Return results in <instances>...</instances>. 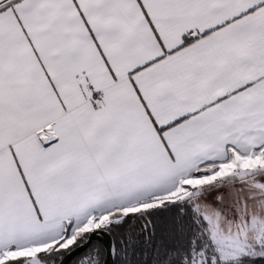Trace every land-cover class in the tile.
Instances as JSON below:
<instances>
[{
	"label": "snow or ice",
	"instance_id": "1",
	"mask_svg": "<svg viewBox=\"0 0 264 264\" xmlns=\"http://www.w3.org/2000/svg\"><path fill=\"white\" fill-rule=\"evenodd\" d=\"M0 264H264V0H0Z\"/></svg>",
	"mask_w": 264,
	"mask_h": 264
}]
</instances>
